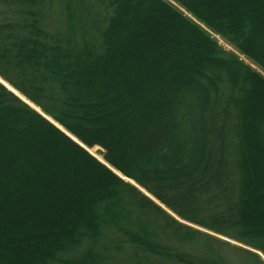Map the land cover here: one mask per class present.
<instances>
[{"label": "trees", "instance_id": "obj_1", "mask_svg": "<svg viewBox=\"0 0 264 264\" xmlns=\"http://www.w3.org/2000/svg\"><path fill=\"white\" fill-rule=\"evenodd\" d=\"M0 80V264H264V0H0Z\"/></svg>", "mask_w": 264, "mask_h": 264}, {"label": "rangeland", "instance_id": "obj_2", "mask_svg": "<svg viewBox=\"0 0 264 264\" xmlns=\"http://www.w3.org/2000/svg\"><path fill=\"white\" fill-rule=\"evenodd\" d=\"M215 38L218 40V43L220 44V46L222 47V48H224V49H226V50H232V47L231 46H229L228 45V43H226L224 40H222L221 38H219L218 36H215ZM244 60V62L245 63H247V64H250L249 62H248V60H246V59H243ZM254 68H256L255 66H253ZM1 81V80H0ZM95 156H97V157H99L100 159H101V153H100V149L98 148V147H94V148H92L91 150H90ZM102 160V159H101ZM216 237H218V238H220V239H222V240H226V241H229L231 244H233V245H236V246H241L240 244H238V243H235V242H233V241H231V240H228V239H226V238H223V237H221V236H216ZM242 247V246H241ZM251 250V249H250ZM251 251H253V250H251ZM254 252H256V251H254ZM258 253V255L260 256V259L262 260V261H264V257H262L261 255H260V253L259 252H257Z\"/></svg>", "mask_w": 264, "mask_h": 264}, {"label": "snow or ice", "instance_id": "obj_3", "mask_svg": "<svg viewBox=\"0 0 264 264\" xmlns=\"http://www.w3.org/2000/svg\"><path fill=\"white\" fill-rule=\"evenodd\" d=\"M0 82H2V81H0ZM253 251H255V249H253ZM260 255H261L262 257H264V253H260Z\"/></svg>", "mask_w": 264, "mask_h": 264}, {"label": "bare ground", "instance_id": "obj_4", "mask_svg": "<svg viewBox=\"0 0 264 264\" xmlns=\"http://www.w3.org/2000/svg\"><path fill=\"white\" fill-rule=\"evenodd\" d=\"M90 151V150H89ZM90 153L92 154V155H94L91 151H90ZM95 156V155H94ZM95 157H97V156H95ZM99 160H101L99 157H97Z\"/></svg>", "mask_w": 264, "mask_h": 264}]
</instances>
